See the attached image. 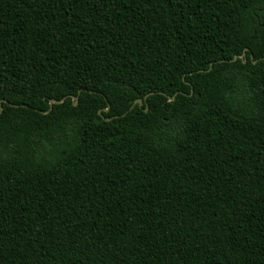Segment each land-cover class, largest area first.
<instances>
[{"label": "trees", "instance_id": "trees-1", "mask_svg": "<svg viewBox=\"0 0 264 264\" xmlns=\"http://www.w3.org/2000/svg\"><path fill=\"white\" fill-rule=\"evenodd\" d=\"M0 264H264V0H0Z\"/></svg>", "mask_w": 264, "mask_h": 264}, {"label": "water", "instance_id": "water-1", "mask_svg": "<svg viewBox=\"0 0 264 264\" xmlns=\"http://www.w3.org/2000/svg\"><path fill=\"white\" fill-rule=\"evenodd\" d=\"M246 51H247V49L244 50L242 56L245 55V52H246ZM235 59H236V58H234V60H235ZM244 62H245V60H244ZM61 101H62V100H60V101L51 100V101H50V108L52 107V106H51L52 104H57V103H60ZM136 103H138L139 105H141V104H142V100H141V99H137V100L134 102V104H136ZM74 104H76V102H75ZM134 104H133V105H134Z\"/></svg>", "mask_w": 264, "mask_h": 264}]
</instances>
